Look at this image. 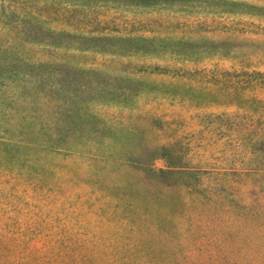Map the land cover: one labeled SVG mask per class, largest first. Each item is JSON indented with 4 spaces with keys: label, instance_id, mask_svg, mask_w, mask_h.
Segmentation results:
<instances>
[{
    "label": "rangeland",
    "instance_id": "374dc122",
    "mask_svg": "<svg viewBox=\"0 0 264 264\" xmlns=\"http://www.w3.org/2000/svg\"><path fill=\"white\" fill-rule=\"evenodd\" d=\"M257 71L264 0H0V264H264Z\"/></svg>",
    "mask_w": 264,
    "mask_h": 264
},
{
    "label": "trees",
    "instance_id": "16d2710c",
    "mask_svg": "<svg viewBox=\"0 0 264 264\" xmlns=\"http://www.w3.org/2000/svg\"><path fill=\"white\" fill-rule=\"evenodd\" d=\"M253 76L251 77V79L249 80V84L250 85V88L251 87H254V83L257 82L256 85H259L263 91H264V72L262 71H257V72H253L252 73ZM251 74V75H252ZM254 76H257L256 78H254ZM262 103L264 104V99L262 100ZM264 124V123H263ZM261 137L254 140L253 142H251L252 144L250 145L252 148H254V146H257L259 144L260 141H263L264 142V125L261 126ZM160 150L162 151V154L163 155H168L171 157V162L174 164L172 168H169V169H161L159 171H156L154 170L153 168H151L147 162H143L141 161L140 164H139V167L146 171V174L147 175H152V176H155L157 177L158 179H160V177H163V176H168L169 174L171 173H174V172H180V171H188L190 170L189 167L185 166L184 165V162H176V159L178 154L174 152V148L173 146H161L160 147ZM175 153V154H174ZM261 214H262V211H260V213H258V215L255 216V220L256 221H259V217H261Z\"/></svg>",
    "mask_w": 264,
    "mask_h": 264
}]
</instances>
